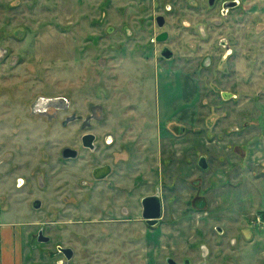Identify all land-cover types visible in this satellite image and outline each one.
I'll return each mask as SVG.
<instances>
[{
    "label": "rangeland",
    "instance_id": "obj_1",
    "mask_svg": "<svg viewBox=\"0 0 264 264\" xmlns=\"http://www.w3.org/2000/svg\"><path fill=\"white\" fill-rule=\"evenodd\" d=\"M17 78L65 95L69 113L103 111L67 134L111 137L96 155L120 175L129 160L145 186L132 198L161 191L159 264H264V0H0L1 117L20 105ZM122 230L78 244V229H49L24 264H61L56 244L71 264H123Z\"/></svg>",
    "mask_w": 264,
    "mask_h": 264
},
{
    "label": "flooded vegetation",
    "instance_id": "obj_2",
    "mask_svg": "<svg viewBox=\"0 0 264 264\" xmlns=\"http://www.w3.org/2000/svg\"><path fill=\"white\" fill-rule=\"evenodd\" d=\"M160 16L156 17L158 25ZM164 33L168 37L162 32L157 42H162L159 37ZM28 80L17 78L10 85L20 105L0 116V224L12 225L22 246L23 262L37 246L53 243L49 229H78V244H87L98 242L102 230L109 228L114 235L121 227L115 238L122 244L118 260L123 264H159L164 226L161 191L132 198L133 190L145 186L135 179L132 182L129 160L123 159L126 172L120 175L114 159L103 162L96 155L99 149L114 144L111 137L100 141L92 130L79 139L67 134L72 124H78V132L91 129L103 117L102 110L88 111L85 117L69 113L71 101L65 95L35 94ZM5 87L0 82V95ZM7 127L11 136L4 135ZM87 136L94 137L91 143ZM135 220L141 226L138 235L127 229ZM56 246L50 256H60L61 264H71L75 250ZM165 262L179 264L171 255Z\"/></svg>",
    "mask_w": 264,
    "mask_h": 264
},
{
    "label": "crops",
    "instance_id": "obj_3",
    "mask_svg": "<svg viewBox=\"0 0 264 264\" xmlns=\"http://www.w3.org/2000/svg\"><path fill=\"white\" fill-rule=\"evenodd\" d=\"M12 225L0 224V264H24L22 246Z\"/></svg>",
    "mask_w": 264,
    "mask_h": 264
},
{
    "label": "water",
    "instance_id": "obj_4",
    "mask_svg": "<svg viewBox=\"0 0 264 264\" xmlns=\"http://www.w3.org/2000/svg\"><path fill=\"white\" fill-rule=\"evenodd\" d=\"M214 3V0H210V4L212 5ZM234 5H238V1H234L233 2ZM158 23L161 27H163L164 25V17L160 16L158 18ZM167 39V36L166 34H162L160 37H159V40L161 41H165ZM162 55L167 58V59H171L173 57V53L171 50L169 49H165L164 52L162 53ZM87 141H89L90 143L93 141L94 137L93 136H87ZM200 164L204 167V168H207L206 166V162H205V159L203 157L202 161L200 162ZM69 257H71V254L68 255Z\"/></svg>",
    "mask_w": 264,
    "mask_h": 264
}]
</instances>
